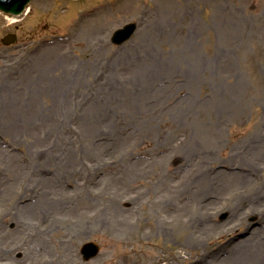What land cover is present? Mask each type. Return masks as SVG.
I'll return each instance as SVG.
<instances>
[{
    "label": "rangeland",
    "instance_id": "obj_1",
    "mask_svg": "<svg viewBox=\"0 0 264 264\" xmlns=\"http://www.w3.org/2000/svg\"><path fill=\"white\" fill-rule=\"evenodd\" d=\"M0 82V264H197L264 227V0H32L0 13Z\"/></svg>",
    "mask_w": 264,
    "mask_h": 264
},
{
    "label": "bare ground",
    "instance_id": "obj_2",
    "mask_svg": "<svg viewBox=\"0 0 264 264\" xmlns=\"http://www.w3.org/2000/svg\"><path fill=\"white\" fill-rule=\"evenodd\" d=\"M163 1V0H162ZM14 21H12L13 23ZM89 22H87L88 24ZM16 89L17 86L16 84H11L9 86L3 85L2 82H0V105L1 109L5 114L9 116L10 119H12V122L9 124L13 127H15V122L17 121L15 119V113H16V106H17V99H16ZM7 121V119H5ZM10 126V127H11ZM102 134V133H101ZM10 147L11 149H9ZM6 149V150H5ZM9 149V150H8ZM188 150L189 148L187 146H184V148L180 151H185ZM15 153V148L10 146L5 140L3 142H0V156L2 157V160H0V165H3L5 169V173L7 174L6 178L9 181H13L14 178L17 176V170H18V165H17V159ZM10 152V153H9ZM7 154V155H6ZM175 154V153H174ZM179 156V155H178ZM162 159V158H161ZM186 159L185 157L180 156V160ZM203 167L198 168L196 172V178L194 181L201 183L202 187L204 188L201 192V194L212 188L211 182L217 179L218 176H222L221 173H216L212 177L207 171L202 169ZM190 172H185V175H188ZM253 173V172H250ZM234 175L232 176L233 179L235 180L236 183L238 184H244L246 183H256L255 180L251 179L252 175ZM38 175V174H37ZM36 175V178H40ZM41 176L45 175V173L40 172ZM46 176V175H45ZM216 178V179H215ZM43 179V178H42ZM37 187H40L41 190L38 191V198H40L41 201H43L41 204L37 203L34 205V208H31L27 202H24L21 206L24 205L25 209L24 212L25 214L27 213L28 209L32 210H38L41 211L42 205L44 203V194L48 193V190L50 189V186L43 180H40L37 183ZM70 188V186H69ZM70 196V195H67ZM48 199V198H46ZM30 202H35L33 200H30ZM28 206V207H26ZM194 206V205H193ZM16 209L15 206L11 208V210ZM256 229L255 233H252L251 237H246V238H237L236 242L232 245H229L230 248H224L221 249L219 252L215 253L212 257L208 256H203L199 258V261L197 264H264V253L261 251H256L254 250V246L257 248L258 246V234L261 233L262 229ZM197 235V240L199 241L201 239V235L195 233ZM203 241V238L201 242Z\"/></svg>",
    "mask_w": 264,
    "mask_h": 264
},
{
    "label": "water",
    "instance_id": "obj_3",
    "mask_svg": "<svg viewBox=\"0 0 264 264\" xmlns=\"http://www.w3.org/2000/svg\"><path fill=\"white\" fill-rule=\"evenodd\" d=\"M29 1L30 0H0V9L5 11V12H10L12 14H19L22 12L25 5ZM134 29H135L134 25H129V26L125 27L123 30H118L117 32L114 33V35L112 37V41L114 43L119 44L120 42L127 39L129 37V35L133 32ZM14 39H15L14 36H8L4 40V43L9 44ZM86 247H85V249H86Z\"/></svg>",
    "mask_w": 264,
    "mask_h": 264
}]
</instances>
